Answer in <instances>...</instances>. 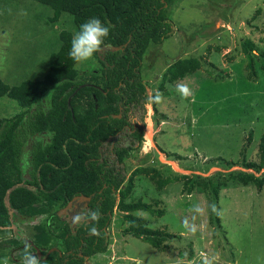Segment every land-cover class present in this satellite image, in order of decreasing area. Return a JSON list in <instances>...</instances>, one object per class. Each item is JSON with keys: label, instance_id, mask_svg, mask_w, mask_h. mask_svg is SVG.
I'll return each mask as SVG.
<instances>
[{"label": "rangeland", "instance_id": "obj_1", "mask_svg": "<svg viewBox=\"0 0 264 264\" xmlns=\"http://www.w3.org/2000/svg\"><path fill=\"white\" fill-rule=\"evenodd\" d=\"M166 14L173 22L172 34L160 44L149 43L140 67L147 97L159 91L164 100L153 105L148 99L144 112L139 103L123 106L127 121L143 130L142 141L134 144L130 157L118 163L112 148L131 144L129 129H122L102 142L100 160L127 177L140 166L153 167L162 178L180 177L159 189L148 175H135L126 198L161 209V215L145 210L132 214L142 217L148 227L164 229L174 237L164 241L163 250L153 247L128 233L124 212L115 209L108 225L107 250L87 261L264 264V186L258 190L254 184L231 183L220 187L216 197L211 189L201 187L187 193L182 182L199 176L222 183L239 171L264 174V167L255 171L243 165L245 161L260 162L259 142L264 132V0H176ZM51 16L52 9L35 0H0V80L13 85L45 74L50 53L60 46V31L72 35L77 31L69 13L63 12L56 22ZM246 39L255 44L248 53L242 51ZM185 57L199 59L200 67L163 83L166 67ZM75 67L81 79H88L100 65L94 56ZM181 81L192 89L193 95L187 99L175 90ZM20 110L15 101L0 97V118ZM196 203L206 211L193 220L190 208ZM211 204H216L219 214L211 211ZM60 205L51 206L48 213ZM46 222L47 213L19 216L10 228H1L0 264H20V259L14 261L25 250L20 245L34 241L36 225ZM62 223L53 219L51 227L57 231ZM49 246L64 250L61 238L52 236Z\"/></svg>", "mask_w": 264, "mask_h": 264}, {"label": "trees", "instance_id": "obj_2", "mask_svg": "<svg viewBox=\"0 0 264 264\" xmlns=\"http://www.w3.org/2000/svg\"><path fill=\"white\" fill-rule=\"evenodd\" d=\"M35 1L52 9L53 22L63 12L69 13L77 31L93 17L111 27L102 46L106 48L95 55L99 70L91 71L88 79L78 75L76 62L68 55L73 35L62 29L60 46L50 53L48 68L40 79H25L13 85L0 80V97H8L21 108L0 118V229L13 226L19 216L47 213V222L35 227L34 241L20 247L37 255L42 264H93L87 258L107 250L108 225L118 209L128 221V233L163 250L164 241L174 234L148 227L142 217L132 214L145 210L161 215L163 211L142 200L126 198L134 186L135 175H148L159 189L180 177L162 178L156 169L146 166L135 168L127 177L122 170L100 160V145L128 128L131 144L112 148L116 161L122 163L136 148L134 144L142 141L143 130L128 122L121 109L139 103L144 112L148 97L147 85L140 76L143 54L150 42L160 44L172 34L173 22L166 10L176 0ZM254 47L250 39L242 43L244 53ZM261 55L264 69V52ZM200 65L194 57L176 59L166 67L161 80L173 82ZM117 114L121 116L118 118ZM259 152L260 162L245 161L244 167L255 171L264 167V132ZM226 181L220 183L212 177L199 176L182 179L187 193L201 187L211 189L217 197L220 187L231 183L254 184L260 190L264 174L239 171L229 174ZM77 195L90 199L74 201L71 208L58 215V210ZM57 203H61L60 208L48 213ZM96 210L99 216L94 218L91 213ZM53 219L63 220L57 231L51 227ZM52 236L63 240V251H49L53 247L49 246ZM25 250L14 261L22 260Z\"/></svg>", "mask_w": 264, "mask_h": 264}, {"label": "clouds", "instance_id": "obj_3", "mask_svg": "<svg viewBox=\"0 0 264 264\" xmlns=\"http://www.w3.org/2000/svg\"><path fill=\"white\" fill-rule=\"evenodd\" d=\"M110 25H106L99 18H90L86 22L79 26L78 31L73 35L71 39V47L69 49V57L76 63H83L91 60L97 53L102 50V46L105 43V39L109 36ZM176 92L182 99H187L193 95L192 89L187 83L177 82L175 84ZM151 103H162L164 100V94L156 91L149 98ZM213 213L219 214V210L216 204L209 205ZM190 211L194 214L192 219L195 220L196 215L205 214L206 209L201 204H193ZM92 217L99 216V210L91 213ZM80 217H75V222H79ZM187 219L185 225L187 226ZM192 230H196L195 224L192 225ZM20 264H42L41 259L29 250H25Z\"/></svg>", "mask_w": 264, "mask_h": 264}, {"label": "water", "instance_id": "obj_4", "mask_svg": "<svg viewBox=\"0 0 264 264\" xmlns=\"http://www.w3.org/2000/svg\"><path fill=\"white\" fill-rule=\"evenodd\" d=\"M115 116H117L119 118L121 115L117 114ZM89 199H90V196H84V195L74 196L72 199H70L66 203V205L64 207H62L61 209L58 210V215H61V214L65 213L69 208H71V206L73 205L74 201L81 202V201H87ZM39 255H40V253H39Z\"/></svg>", "mask_w": 264, "mask_h": 264}, {"label": "flooded vegetation", "instance_id": "obj_5", "mask_svg": "<svg viewBox=\"0 0 264 264\" xmlns=\"http://www.w3.org/2000/svg\"><path fill=\"white\" fill-rule=\"evenodd\" d=\"M125 128H126V127H125ZM119 132H120V131H119ZM116 134H117V133H116ZM109 138H110V137H109ZM109 138H108V139H109ZM100 146H101V145H100ZM56 248H57V247H52L51 249H49V251L54 250V249H56ZM39 253H40V252H38V255H39ZM40 255H41V253H40ZM40 255H39V256H40Z\"/></svg>", "mask_w": 264, "mask_h": 264}, {"label": "built area", "instance_id": "obj_6", "mask_svg": "<svg viewBox=\"0 0 264 264\" xmlns=\"http://www.w3.org/2000/svg\"><path fill=\"white\" fill-rule=\"evenodd\" d=\"M148 117H150V115H149V113H148V115H147ZM145 142H146V140H145Z\"/></svg>", "mask_w": 264, "mask_h": 264}]
</instances>
